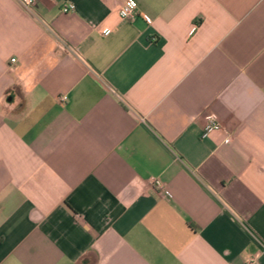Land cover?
Instances as JSON below:
<instances>
[{
    "label": "crops",
    "instance_id": "0c3cea01",
    "mask_svg": "<svg viewBox=\"0 0 264 264\" xmlns=\"http://www.w3.org/2000/svg\"><path fill=\"white\" fill-rule=\"evenodd\" d=\"M124 1L0 0V264H264V0Z\"/></svg>",
    "mask_w": 264,
    "mask_h": 264
},
{
    "label": "built area",
    "instance_id": "2783aa9c",
    "mask_svg": "<svg viewBox=\"0 0 264 264\" xmlns=\"http://www.w3.org/2000/svg\"><path fill=\"white\" fill-rule=\"evenodd\" d=\"M23 6L27 9H31L35 5V0H20ZM74 11L72 4H66L62 7V13L67 14ZM119 18L124 21H132L137 16V3L134 0H125L119 9ZM14 62V60H11ZM66 100L65 97L60 99L61 102ZM221 129V125L215 119V117H209L202 128V138H206L212 132ZM153 187L158 190L163 196L170 197L169 192L164 188L163 184L159 180L153 181ZM244 264H258L256 256H248Z\"/></svg>",
    "mask_w": 264,
    "mask_h": 264
}]
</instances>
